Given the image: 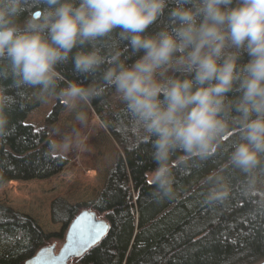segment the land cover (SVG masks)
Masks as SVG:
<instances>
[{
    "label": "trees",
    "instance_id": "trees-1",
    "mask_svg": "<svg viewBox=\"0 0 264 264\" xmlns=\"http://www.w3.org/2000/svg\"><path fill=\"white\" fill-rule=\"evenodd\" d=\"M100 1L0 0V30L14 31L0 43V184L50 177L65 163L51 153L45 127L24 122L40 81L23 67L30 60L51 69L48 93L77 88L122 149L95 200L52 201L59 233L0 205V264H24L81 207L109 230L68 264L259 263L264 11L254 17L255 0H127L96 19L89 9ZM36 11L42 26L18 27ZM229 40L210 62L191 60ZM157 48L168 74L145 86L148 67L133 69Z\"/></svg>",
    "mask_w": 264,
    "mask_h": 264
},
{
    "label": "rangeland",
    "instance_id": "rangeland-1",
    "mask_svg": "<svg viewBox=\"0 0 264 264\" xmlns=\"http://www.w3.org/2000/svg\"><path fill=\"white\" fill-rule=\"evenodd\" d=\"M124 1L127 0H102L90 8L89 13L96 19L101 18ZM255 4V7L252 6L254 17L255 13L257 15L263 13L264 0H255ZM39 18L40 15L21 21L18 27L37 28L39 24L41 25L38 23ZM257 23L256 21L255 24ZM236 27L235 32L239 30V26ZM232 46L231 40L225 41L193 55L191 60L208 63L217 51L221 52V48L228 50ZM157 50L160 60H163L165 53L161 48H157L142 59L137 69H133L136 73L142 71L139 66L148 67L149 75L145 86H155L158 75L165 76V72L168 74L167 66H162L161 61H158L159 54H155ZM148 59H151L152 63ZM23 67L40 77V81L29 89L30 103L33 107L24 122L36 130L45 127L46 141L51 144V153L61 156L65 163L61 170L50 177L9 180L0 184V205L29 215L46 233H59L62 224L51 219L52 201L62 198L70 204H79L95 200L104 186L107 170L114 162L116 153L122 152V149L77 88L68 85L60 95L48 93L42 82L51 75V69L36 60L27 61ZM55 107H58L56 116L49 121ZM149 176H151L149 179H152L153 174ZM85 209L92 210L81 207L79 212ZM64 234L59 238H51L49 245L56 243V247L59 248Z\"/></svg>",
    "mask_w": 264,
    "mask_h": 264
},
{
    "label": "water",
    "instance_id": "water-1",
    "mask_svg": "<svg viewBox=\"0 0 264 264\" xmlns=\"http://www.w3.org/2000/svg\"><path fill=\"white\" fill-rule=\"evenodd\" d=\"M39 15L40 12L36 11L33 17ZM13 32L12 29L0 30V43L8 41ZM108 230L106 219L98 217L93 210H82L71 220L59 248L56 243L48 244L38 249L24 264H68L71 259L83 255L97 244ZM257 264H264V259Z\"/></svg>",
    "mask_w": 264,
    "mask_h": 264
}]
</instances>
